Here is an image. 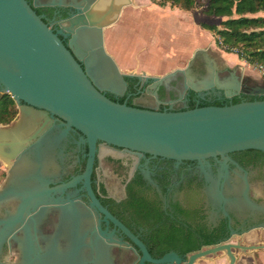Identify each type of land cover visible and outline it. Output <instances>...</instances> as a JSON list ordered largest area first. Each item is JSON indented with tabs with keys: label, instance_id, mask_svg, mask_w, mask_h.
<instances>
[{
	"label": "water",
	"instance_id": "water-1",
	"mask_svg": "<svg viewBox=\"0 0 264 264\" xmlns=\"http://www.w3.org/2000/svg\"><path fill=\"white\" fill-rule=\"evenodd\" d=\"M35 2L36 6H74L78 12L55 31L28 0H0V93L10 94L19 108L15 121L0 126V160L8 169L0 185V259L6 244L20 251L13 264H125L128 250L135 251L139 264H196L220 252L227 255L229 264H237L238 251L264 250V244H244L235 234L187 259L175 252L154 258L89 187L98 141L115 146L116 159L144 153L199 161L203 168L209 158L234 151L264 152V75H237L235 69L231 78L221 79L211 68L212 73L202 80L186 84L197 91L217 86L228 98L245 94L262 99L162 111L121 103L104 90L123 94L127 86L124 76L137 74L121 71L106 49L105 31L133 0ZM203 52L197 50L195 56ZM193 62L194 58L188 69ZM186 72L177 69L159 77L141 76L154 80L152 86L156 87ZM104 73L109 78L102 77ZM55 117L66 129L53 137L52 130L59 127ZM72 128L81 131L90 145L87 169L72 181L51 187L54 143ZM82 179L93 196L92 205L112 219L105 222H113L115 230H121L131 242L115 238V230H102L101 221H93L94 213L82 202L55 197ZM237 202L257 207L247 193ZM7 205L12 208L3 212ZM258 226L264 227V223ZM131 264H136L133 258Z\"/></svg>",
	"mask_w": 264,
	"mask_h": 264
},
{
	"label": "flooded vegetation",
	"instance_id": "flooded-vegetation-1",
	"mask_svg": "<svg viewBox=\"0 0 264 264\" xmlns=\"http://www.w3.org/2000/svg\"><path fill=\"white\" fill-rule=\"evenodd\" d=\"M28 1L55 31H59L61 23L78 12L74 6H36L35 0ZM63 39L69 43L67 38ZM193 58L194 62L188 69ZM192 59L182 69H187V72L178 73L177 78L169 83L164 80L154 87V80L145 79L136 73V76H124L127 86L123 94L108 90H104V93L115 101L124 100L133 106L161 111L184 110L191 106L218 102L225 105L233 103L236 97L241 101L252 97L241 94L228 98L225 91L217 86L198 91L190 85L186 87L188 81L196 83L211 74V68L215 69L221 79L231 78L235 70L219 64L209 52L198 56L194 54ZM236 74L240 73L237 71ZM54 120L59 127L54 128L51 135L60 136L66 127L57 117ZM54 146L53 162L49 168L53 180L51 187L70 182L84 174L90 159V145L78 129H70ZM113 154H116L115 146L103 141L97 142L89 181L90 190L105 209L144 242L154 258L175 252L187 259L191 253L215 245L205 243L209 240L224 242L235 234L240 236L264 223L262 151H234L225 157L209 158L204 168L199 161H177L134 152L128 153L127 158L116 159ZM6 172L7 176V168ZM90 190L85 186V179H82L75 186L54 195L82 202L94 213L93 221H101L102 230L114 231L115 224L105 222L112 219H106V215L96 205H92L94 199ZM246 193L257 207L237 202L238 199H244ZM10 208L11 205L4 206L2 211ZM114 237L131 242L118 228ZM202 243L198 250L185 251L190 246ZM132 245L139 251L135 244ZM3 250L0 264H13L19 260L18 249H11L6 244ZM127 252L128 257L124 263L131 264L133 258L139 264L135 251ZM139 253L142 255L141 251Z\"/></svg>",
	"mask_w": 264,
	"mask_h": 264
},
{
	"label": "rangeland",
	"instance_id": "rangeland-1",
	"mask_svg": "<svg viewBox=\"0 0 264 264\" xmlns=\"http://www.w3.org/2000/svg\"><path fill=\"white\" fill-rule=\"evenodd\" d=\"M204 8L196 5L185 10L171 7L169 3L160 6L152 0H133L132 5L124 8L117 23L106 28V49L116 59L121 71L128 74L163 76L175 69L185 68L197 50H204L219 64L236 69L238 73L260 76L262 72L259 64H249L236 50L228 52L219 43L217 34L203 26L222 27V21L227 19L208 16ZM257 15L264 16V12ZM177 76L166 79V83ZM6 173V166L0 160V185ZM259 233L257 239L262 242L264 231ZM242 243L253 244L247 239L242 240ZM238 253L243 254L241 251ZM249 253L259 255L264 250L247 252V256H251ZM196 264H229V259L220 252L202 258Z\"/></svg>",
	"mask_w": 264,
	"mask_h": 264
},
{
	"label": "trees",
	"instance_id": "trees-1",
	"mask_svg": "<svg viewBox=\"0 0 264 264\" xmlns=\"http://www.w3.org/2000/svg\"><path fill=\"white\" fill-rule=\"evenodd\" d=\"M152 2L160 6H166L169 3L171 7L185 10L201 5L205 6L204 12L208 16L227 18L222 21V27L208 24L203 26L217 34L219 43L226 47L228 52L236 50L240 53L239 56L249 64L264 66V16L257 15L259 12H264V0H152ZM254 99L256 98L253 96L249 97V100ZM240 101L236 97L233 103ZM118 102L123 103L124 100ZM212 105L224 104L218 102ZM18 114V106L12 96L0 93V125L11 124ZM218 242V239H213L205 243ZM202 245L203 243L195 244L185 251L198 250Z\"/></svg>",
	"mask_w": 264,
	"mask_h": 264
},
{
	"label": "crops",
	"instance_id": "crops-1",
	"mask_svg": "<svg viewBox=\"0 0 264 264\" xmlns=\"http://www.w3.org/2000/svg\"><path fill=\"white\" fill-rule=\"evenodd\" d=\"M260 231H264V227L262 226H258V227H254L251 230L247 231L244 233V237L242 238V236H237L238 239L241 238V240L247 239L250 240L253 244H260V243H264V241H260L257 239V237L259 236V232ZM252 252V251H250ZM241 253H243L241 251ZM251 256H247V253H243L242 255H240V253L237 252V256H238V261L237 264H264V253H259V255H256V253H249Z\"/></svg>",
	"mask_w": 264,
	"mask_h": 264
},
{
	"label": "built area",
	"instance_id": "built-area-1",
	"mask_svg": "<svg viewBox=\"0 0 264 264\" xmlns=\"http://www.w3.org/2000/svg\"><path fill=\"white\" fill-rule=\"evenodd\" d=\"M260 71L262 72V74L264 75V66H260Z\"/></svg>",
	"mask_w": 264,
	"mask_h": 264
},
{
	"label": "bare ground",
	"instance_id": "bare-ground-1",
	"mask_svg": "<svg viewBox=\"0 0 264 264\" xmlns=\"http://www.w3.org/2000/svg\"><path fill=\"white\" fill-rule=\"evenodd\" d=\"M102 77H104V78H109L107 75H105V73L103 74V76Z\"/></svg>",
	"mask_w": 264,
	"mask_h": 264
}]
</instances>
